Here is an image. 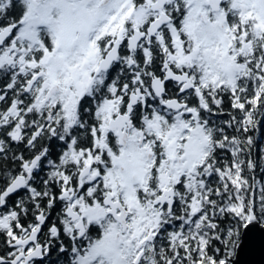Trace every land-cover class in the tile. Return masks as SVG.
Listing matches in <instances>:
<instances>
[{"label":"snow or ice","instance_id":"obj_1","mask_svg":"<svg viewBox=\"0 0 264 264\" xmlns=\"http://www.w3.org/2000/svg\"><path fill=\"white\" fill-rule=\"evenodd\" d=\"M264 232V0H0V264H237Z\"/></svg>","mask_w":264,"mask_h":264},{"label":"water","instance_id":"obj_2","mask_svg":"<svg viewBox=\"0 0 264 264\" xmlns=\"http://www.w3.org/2000/svg\"><path fill=\"white\" fill-rule=\"evenodd\" d=\"M237 264H264V232L257 230L251 243L242 246Z\"/></svg>","mask_w":264,"mask_h":264}]
</instances>
